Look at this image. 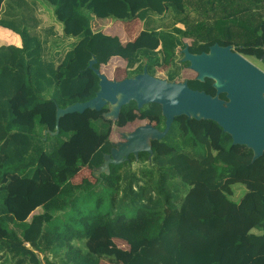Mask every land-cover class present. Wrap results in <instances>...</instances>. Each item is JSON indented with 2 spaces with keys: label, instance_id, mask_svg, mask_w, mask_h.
Returning <instances> with one entry per match:
<instances>
[{
  "label": "trees",
  "instance_id": "obj_1",
  "mask_svg": "<svg viewBox=\"0 0 264 264\" xmlns=\"http://www.w3.org/2000/svg\"><path fill=\"white\" fill-rule=\"evenodd\" d=\"M41 2L62 33L47 49L35 2L0 0V27L21 40V47L0 45V264H98L99 257L117 259L119 250L134 253L126 264H264V154L252 161V151L233 145L215 123L196 133L201 120L189 124L182 115L162 139L150 141V158L146 152L130 155L98 174L94 185H74L82 168L93 173L102 166L114 147L113 126L149 119L162 131L161 107L137 109L130 101L112 121L103 116L106 105L99 112L66 114L55 128L56 108L87 102L99 90V78L88 67L92 59L95 69L112 57L125 60V78L144 69L156 77L163 48L170 54L166 80L179 82L182 50L190 40L191 54L230 45L264 65V1ZM93 18L137 19L152 27L123 44L94 31ZM0 38L17 40L1 29ZM186 82L215 95L210 79ZM133 162L140 164L137 170L130 169ZM236 184L246 189L239 202L231 199ZM102 190L109 198L106 209L99 197L89 204ZM89 241L98 245L94 251Z\"/></svg>",
  "mask_w": 264,
  "mask_h": 264
},
{
  "label": "water",
  "instance_id": "obj_2",
  "mask_svg": "<svg viewBox=\"0 0 264 264\" xmlns=\"http://www.w3.org/2000/svg\"><path fill=\"white\" fill-rule=\"evenodd\" d=\"M182 54L181 62L189 64L188 68L196 74L197 81L202 82L205 78L213 81L214 96L189 88L186 81H167L151 76L145 69L132 78L110 80L100 69L93 68L96 60L92 59L88 67L99 78L95 97L63 109L56 108L57 129L61 117L87 109L99 112L109 105V112L103 116L115 121L121 107L130 101L136 103L137 109L150 103L160 105L164 129L159 131L150 124H144L123 134L124 141L113 144L110 153L103 156L97 175L108 173L109 165L128 161L130 155L137 158L139 153L146 152L150 158V141L162 139L173 119L182 115L215 123L231 137L233 145L245 146L252 151V161L264 154V72L233 51L230 45L213 44L207 53L200 54H191L186 45ZM219 94H224L225 99H220Z\"/></svg>",
  "mask_w": 264,
  "mask_h": 264
},
{
  "label": "crops",
  "instance_id": "obj_3",
  "mask_svg": "<svg viewBox=\"0 0 264 264\" xmlns=\"http://www.w3.org/2000/svg\"><path fill=\"white\" fill-rule=\"evenodd\" d=\"M24 1L27 4L28 3L31 4V3L35 2V4L33 3V5H34L33 8H34V11H36V15H37V17L40 20V23L38 24V29H42L41 31H43V32L40 33V35L42 37H44L43 39L47 42L46 45H45V48L47 49V47L53 41H55V39H57L59 37L60 38L62 37L61 26H60V24H57V23L54 22V20H53V18L51 16L50 9H48L46 7V5H44V3L41 2V0H24ZM178 26L182 27L181 24H178ZM143 28H144V25L142 24V22H140L137 19L132 21V22H129V23L114 22L111 19H97V18H93L92 19V29L94 31H99V32H101V33H103L105 35L117 36L120 39L121 43H123V44L127 43V42L134 41L135 38L137 37V35L143 30ZM154 28H156L158 30L160 27L159 26H155ZM0 29L4 30L6 32H11L13 35L17 36V40L14 43H8V42H6V41H4L3 39L0 38V45L5 44V45H8V46L12 45V46H15V47H21V40H20V37L18 35H16L12 31L4 29L2 27H0ZM136 29L138 30L137 32H135ZM65 42H68V40H65ZM57 43H60V39L58 40ZM185 44L187 46L190 45V40H186ZM160 49H161L163 55L167 52L163 48H160ZM112 63L113 64L116 63L117 65H114V66H116L117 68H119V66L120 67L123 66V64H124V66L126 65L125 60H123V59H121L119 57H112L106 65H101L100 66V72L102 74H104L110 80H111V77L108 74V70L110 68H108V67ZM181 64L184 67V69L182 71V74H181V76H182L183 73L186 71V69H185L186 66L184 65L183 62H181ZM167 68L168 67L165 68V71L167 70ZM125 75H126V73H125ZM189 79H194V78L193 77H188L187 80H189ZM187 80H185V81H187ZM142 121H144V120H142ZM113 144H115V143H113ZM94 172H93V174H94V177L96 179L97 176H98L97 173H96L97 171H94ZM91 173L92 172L88 168L84 167L78 172V174L76 176H74L72 178L71 183L74 184V185H78L83 180H85V181L88 182V184L94 185V183L92 182V179L90 178V175H89ZM98 229H103V228H98ZM109 239H114V238H109ZM90 241H91V239H90ZM90 241L88 242L87 247L89 248V250L94 251V249L98 245L91 246L90 245ZM104 247L115 248L113 246H104ZM133 254L127 255L126 253H124V252L119 250L117 259H108V258H105V257H99L98 264H100V260L101 259L112 261V262H114L113 264H118V263L126 264L128 262V260L132 257Z\"/></svg>",
  "mask_w": 264,
  "mask_h": 264
},
{
  "label": "rangeland",
  "instance_id": "obj_4",
  "mask_svg": "<svg viewBox=\"0 0 264 264\" xmlns=\"http://www.w3.org/2000/svg\"><path fill=\"white\" fill-rule=\"evenodd\" d=\"M144 27H145V29H150L152 27V25H151V23L147 22V24L144 25ZM232 49L235 52L237 50V49L235 50L234 46H232ZM241 55L244 56L248 61L253 63L256 67H258L259 69H261L264 72V65L259 59H257L254 56H248V55H243V54H241ZM169 61H170V54H168L166 52L163 55V66L161 68L157 69V73L155 75L156 77L161 78V79H166L165 68L169 67ZM114 65H117V64L116 63H114V64L112 63L108 67V68H110L108 70V74L111 77V80L120 81V80L124 79L125 78V66H124V64L121 67L119 66V68H117ZM184 65L186 66L185 67L186 71L180 77L179 82H183V81L187 80L188 77H193L195 79L196 78V74L189 70V68H188L189 64L185 62ZM175 82H177V81H175ZM192 120H194V119L189 118L188 123L191 124ZM195 123H196V127H197L196 133H204L205 130L209 127V125L212 122L208 121V120H201V121H196ZM144 124H150V125L153 126L154 123L151 120L146 119L144 121L137 120V121H135L133 123L127 124L126 126H124L122 128L114 126L112 128V130H111L110 141L115 143V144L121 143V142L124 141V139L122 138L123 134H125V133L128 134V133L132 132L136 127H138L140 125H144ZM37 129L39 130V128H37ZM191 131H192V129H191ZM42 133H43V131H42ZM70 136H71V134H67V137L66 136L62 137L61 140L63 141V140H65L66 138H68ZM139 166H140L139 163L133 162V163L130 164V169L131 170H137V168ZM89 175H90V178L92 179V182L95 184L96 183V179L94 177V174L91 173ZM232 188H233V196L231 197V199L233 201H235V202H239L240 199L245 194L246 189H245L244 186H242L240 184H236ZM98 191H101V188H99ZM97 197H99L101 199V203H102V208L103 209H106V208L110 207L109 206V198L107 196V193H106V191L103 192V190L98 195H94V198H92L93 200L89 204L91 205L93 201L95 202V198H97ZM88 207H89V205H88ZM39 257H40V259H42L43 256L39 255Z\"/></svg>",
  "mask_w": 264,
  "mask_h": 264
},
{
  "label": "clouds",
  "instance_id": "obj_5",
  "mask_svg": "<svg viewBox=\"0 0 264 264\" xmlns=\"http://www.w3.org/2000/svg\"><path fill=\"white\" fill-rule=\"evenodd\" d=\"M232 47V46H231ZM233 50V49H232Z\"/></svg>",
  "mask_w": 264,
  "mask_h": 264
}]
</instances>
